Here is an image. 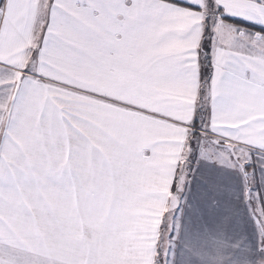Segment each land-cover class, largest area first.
<instances>
[{"label": "snow or ice", "instance_id": "snow-or-ice-1", "mask_svg": "<svg viewBox=\"0 0 264 264\" xmlns=\"http://www.w3.org/2000/svg\"><path fill=\"white\" fill-rule=\"evenodd\" d=\"M0 264H264V0H0Z\"/></svg>", "mask_w": 264, "mask_h": 264}]
</instances>
